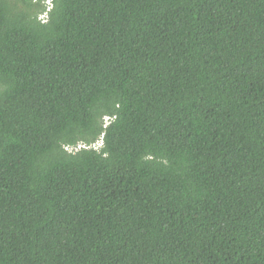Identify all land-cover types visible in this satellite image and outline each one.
<instances>
[{"label":"trees","instance_id":"1","mask_svg":"<svg viewBox=\"0 0 264 264\" xmlns=\"http://www.w3.org/2000/svg\"><path fill=\"white\" fill-rule=\"evenodd\" d=\"M37 7L0 0V264H264V0Z\"/></svg>","mask_w":264,"mask_h":264},{"label":"clouds","instance_id":"2","mask_svg":"<svg viewBox=\"0 0 264 264\" xmlns=\"http://www.w3.org/2000/svg\"><path fill=\"white\" fill-rule=\"evenodd\" d=\"M37 2H40L41 4L45 5V4H47L48 0H37ZM50 7H51V5H50ZM50 7H47V9L45 10V12H43L42 14H39L37 16V20L38 21H41L42 23L46 21L45 13H46V11L49 10ZM92 148L95 150V148H97V147L93 145Z\"/></svg>","mask_w":264,"mask_h":264},{"label":"rangeland","instance_id":"3","mask_svg":"<svg viewBox=\"0 0 264 264\" xmlns=\"http://www.w3.org/2000/svg\"><path fill=\"white\" fill-rule=\"evenodd\" d=\"M31 3H32V5H34V3H39V6H40V7L32 8V11H33V12H36V14H39V13H41V11H42V7H43L45 10L47 9V7H50V5H51V0H48L47 4H45V5L41 4L40 2H37V0H31Z\"/></svg>","mask_w":264,"mask_h":264},{"label":"built area","instance_id":"4","mask_svg":"<svg viewBox=\"0 0 264 264\" xmlns=\"http://www.w3.org/2000/svg\"><path fill=\"white\" fill-rule=\"evenodd\" d=\"M79 147H81V148H84V146H82V145H78L76 148H71V147H65V149L67 150V151H72V150H76V149H78Z\"/></svg>","mask_w":264,"mask_h":264}]
</instances>
